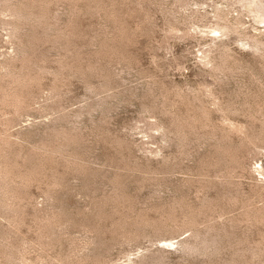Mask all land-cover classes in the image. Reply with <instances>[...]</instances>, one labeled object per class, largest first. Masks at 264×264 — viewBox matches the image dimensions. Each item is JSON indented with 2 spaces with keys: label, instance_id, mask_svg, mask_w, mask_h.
Here are the masks:
<instances>
[{
  "label": "rangeland",
  "instance_id": "374dc122",
  "mask_svg": "<svg viewBox=\"0 0 264 264\" xmlns=\"http://www.w3.org/2000/svg\"><path fill=\"white\" fill-rule=\"evenodd\" d=\"M0 264H264V0H0Z\"/></svg>",
  "mask_w": 264,
  "mask_h": 264
}]
</instances>
